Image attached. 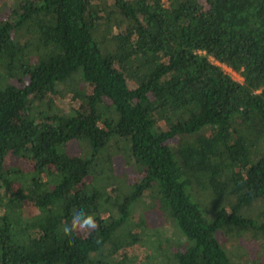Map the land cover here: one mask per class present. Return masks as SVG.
<instances>
[{"label": "trees", "instance_id": "16d2710c", "mask_svg": "<svg viewBox=\"0 0 264 264\" xmlns=\"http://www.w3.org/2000/svg\"><path fill=\"white\" fill-rule=\"evenodd\" d=\"M0 264H264V0H0Z\"/></svg>", "mask_w": 264, "mask_h": 264}, {"label": "rangeland", "instance_id": "374dc122", "mask_svg": "<svg viewBox=\"0 0 264 264\" xmlns=\"http://www.w3.org/2000/svg\"><path fill=\"white\" fill-rule=\"evenodd\" d=\"M222 69L224 70V72L226 74H228L233 80L235 81H238V82H241V78L238 74H236L235 72H233L232 70L224 67V66H221ZM71 99V103L70 104H73V107L74 108H78L79 106H77V104H75V96H71L70 97ZM62 107L64 108H67L68 107V102L67 101H64V100H61V102L59 103ZM68 151L70 153H77L78 149H77V145L76 144H71L68 146ZM16 164H20L18 160L14 159L13 157H8L6 159V165L8 166H14ZM25 170H29V168H31V165L28 163V162H23L20 164ZM115 166H116V172L118 175H124V173L128 174L129 177H131L132 179L134 178L135 176V173L132 171L131 168H127V169H124L123 167V164L121 162V160H116L115 162ZM114 195L117 194L116 190L113 188V191H112ZM24 213L27 215V216H31L35 213V210L31 207H26L24 209ZM132 217V216H130ZM147 221H148V224L152 227V228H156V227H160L162 224H163V221H162V218H161V213L158 212V211H154L153 213H150L147 215ZM136 222H138V219H136ZM145 246H136L134 248H132L131 250H127V251H124L122 252V256H130L131 258L137 260V262H140L142 261L145 257H146V250L144 248ZM253 249H256V246L253 245L252 247ZM126 256V257H127Z\"/></svg>", "mask_w": 264, "mask_h": 264}, {"label": "clouds", "instance_id": "9594fccd", "mask_svg": "<svg viewBox=\"0 0 264 264\" xmlns=\"http://www.w3.org/2000/svg\"><path fill=\"white\" fill-rule=\"evenodd\" d=\"M97 228L98 225L94 215L78 210L73 214L71 222L63 226V233L66 236L72 235L74 232L87 236Z\"/></svg>", "mask_w": 264, "mask_h": 264}]
</instances>
